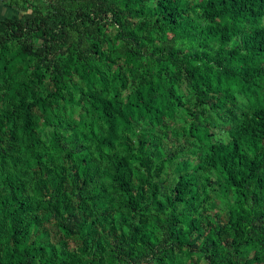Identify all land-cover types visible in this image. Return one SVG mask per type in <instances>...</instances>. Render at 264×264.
I'll list each match as a JSON object with an SVG mask.
<instances>
[{"label":"trees","instance_id":"trees-1","mask_svg":"<svg viewBox=\"0 0 264 264\" xmlns=\"http://www.w3.org/2000/svg\"><path fill=\"white\" fill-rule=\"evenodd\" d=\"M4 2L0 264H264V0Z\"/></svg>","mask_w":264,"mask_h":264},{"label":"rangeland","instance_id":"rangeland-1","mask_svg":"<svg viewBox=\"0 0 264 264\" xmlns=\"http://www.w3.org/2000/svg\"><path fill=\"white\" fill-rule=\"evenodd\" d=\"M4 1H6V0H0V16L4 18V17H7V16L16 15L17 14V10L13 9L11 7H7V6L3 5Z\"/></svg>","mask_w":264,"mask_h":264},{"label":"crops","instance_id":"crops-1","mask_svg":"<svg viewBox=\"0 0 264 264\" xmlns=\"http://www.w3.org/2000/svg\"><path fill=\"white\" fill-rule=\"evenodd\" d=\"M3 5L7 6V5L5 4V2H3ZM7 7H8V6H7Z\"/></svg>","mask_w":264,"mask_h":264}]
</instances>
